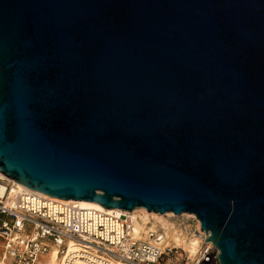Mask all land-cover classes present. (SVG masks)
<instances>
[{"label":"water","instance_id":"95a60500","mask_svg":"<svg viewBox=\"0 0 264 264\" xmlns=\"http://www.w3.org/2000/svg\"><path fill=\"white\" fill-rule=\"evenodd\" d=\"M0 173L264 264V0H0Z\"/></svg>","mask_w":264,"mask_h":264},{"label":"built area","instance_id":"2783aa9c","mask_svg":"<svg viewBox=\"0 0 264 264\" xmlns=\"http://www.w3.org/2000/svg\"><path fill=\"white\" fill-rule=\"evenodd\" d=\"M1 185L0 264H43L41 259L53 246L62 255L63 264H75L76 258L83 259L85 262L82 264H113L112 259L123 264H156L164 252L147 243L133 240L129 234L126 216L119 241L111 244L90 234L91 218L87 210L72 203L54 200V204L61 210L56 218L45 212L44 203L48 199L43 193L27 188L20 191L12 181L0 178V187ZM33 200L38 207H33ZM204 235L206 237L205 233ZM70 238L82 245L81 251L68 253L66 242ZM105 244H109L111 249H104ZM171 250L172 248H168V252ZM93 251L97 255L90 257L89 254ZM218 254V248L204 240L191 262L219 264ZM186 258L189 259L188 256Z\"/></svg>","mask_w":264,"mask_h":264},{"label":"bare ground","instance_id":"6f19581e","mask_svg":"<svg viewBox=\"0 0 264 264\" xmlns=\"http://www.w3.org/2000/svg\"><path fill=\"white\" fill-rule=\"evenodd\" d=\"M0 178L3 180H9L3 174L0 173ZM14 186L20 190H26L23 185L12 181ZM3 185L0 187V193L3 191ZM29 188H27L28 190ZM31 190V189H30ZM42 194V193H41ZM47 197L48 201L44 203L45 212L50 216L58 218L57 213L60 212V208L54 204L55 201L61 203H72L75 204L80 209L88 211V216L91 218V224L89 228L90 234L95 235L100 240L109 241V243H117L120 239L122 233L123 217H127V223H129V234L130 237L140 243L147 242L151 247L162 250L167 246H174L182 248L189 259H194L203 239L205 237L204 233L199 228V220L194 216V214L182 213L180 216L193 217L196 219V231L190 233L187 227H179L176 222V216L172 212L165 213H154L148 212L145 208L139 207L138 209H133L131 211H124L121 209H106L100 204L94 201L86 200H73V199H59L50 197L48 195L42 194ZM34 202V208L38 207L36 201ZM174 218V220L172 219ZM86 239V238H85ZM67 251L68 253L73 251H81L83 248L78 241L74 239L67 240ZM104 249H111L109 244H105ZM113 249L115 247L112 246ZM96 251L89 254L90 257L96 256ZM101 255V254H100ZM43 264H63L62 255H59L56 248L53 246L51 251L44 256ZM113 260V264H123L118 260ZM85 262L83 259L76 258L75 264H82Z\"/></svg>","mask_w":264,"mask_h":264},{"label":"rangeland","instance_id":"374dc122","mask_svg":"<svg viewBox=\"0 0 264 264\" xmlns=\"http://www.w3.org/2000/svg\"><path fill=\"white\" fill-rule=\"evenodd\" d=\"M138 208L139 207L134 209H138ZM154 213L158 214V212H154ZM172 219L174 220V218ZM176 222L179 224V227H187L190 233L196 231L197 223H196V219L193 217H184V216H180L179 214L176 216ZM204 240L205 238L203 239V241ZM168 248H172V250L168 252ZM161 251L164 252H162L156 264H192L191 262L192 260L191 259L187 260L186 252L180 247H174L171 245L164 247ZM41 260L45 261L44 258H42Z\"/></svg>","mask_w":264,"mask_h":264}]
</instances>
